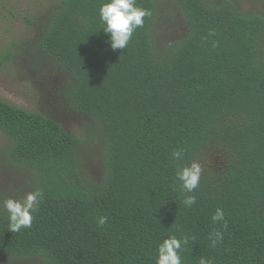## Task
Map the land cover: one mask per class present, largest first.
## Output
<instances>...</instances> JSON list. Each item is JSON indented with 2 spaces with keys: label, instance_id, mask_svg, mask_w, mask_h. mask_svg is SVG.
Masks as SVG:
<instances>
[{
  "label": "trees",
  "instance_id": "1",
  "mask_svg": "<svg viewBox=\"0 0 264 264\" xmlns=\"http://www.w3.org/2000/svg\"><path fill=\"white\" fill-rule=\"evenodd\" d=\"M106 2L60 0L40 38L0 54V69L22 61L58 108L83 116L97 146L84 153L57 120L0 99L8 159L32 175L18 200L41 193L32 226L18 233L0 203V256L156 264L159 244L174 235L188 238L182 264H264V9L136 0L150 15L126 49L112 50L100 19ZM85 160L99 167L97 180ZM193 161L203 172L187 193L177 172ZM218 208L226 228L212 220ZM216 231L223 240L213 247Z\"/></svg>",
  "mask_w": 264,
  "mask_h": 264
},
{
  "label": "rangeland",
  "instance_id": "2",
  "mask_svg": "<svg viewBox=\"0 0 264 264\" xmlns=\"http://www.w3.org/2000/svg\"><path fill=\"white\" fill-rule=\"evenodd\" d=\"M206 1L213 2V0ZM233 1L245 13L260 12L264 9V0ZM59 5L60 0H0V54L13 42L18 45L28 44L32 39L40 38L51 13ZM171 35L176 37L178 34L172 32ZM32 76H35L32 70H28L22 61L5 63L0 69V99L26 111L38 112L57 120L83 142L84 153L91 152V149L96 151L97 146L87 139L84 117L75 111L58 108L56 97L49 94L46 89L40 88L39 85L42 83H38L37 80L36 83ZM60 84L61 79L58 78L57 85ZM10 146L11 140L0 131V203L2 205L7 198L18 200L21 197L22 187L31 186L32 183L31 173L9 161L7 152ZM85 166L88 174L97 180L99 178L97 164L86 161ZM0 264H31V260L0 256Z\"/></svg>",
  "mask_w": 264,
  "mask_h": 264
},
{
  "label": "clouds",
  "instance_id": "3",
  "mask_svg": "<svg viewBox=\"0 0 264 264\" xmlns=\"http://www.w3.org/2000/svg\"><path fill=\"white\" fill-rule=\"evenodd\" d=\"M150 13L136 5V0H108L102 3L100 7V19L105 25L104 32L109 35L110 47L112 50L126 49L132 38L134 31L143 27L144 18ZM214 47L216 45H213ZM176 159L182 158V152L172 153ZM203 168L198 161H193L190 166H185L177 172V179L181 182L182 189L187 193L194 192L198 188ZM41 193L33 191L27 193L22 199L17 200L7 198L3 201V208L8 213L9 231L18 233L23 228H30L33 222V213L39 205ZM186 207H191L196 203L195 196L188 195L183 201ZM213 222H223L227 227L225 213L223 209H217L212 217ZM108 222V217H100L98 225L103 226ZM211 245L215 247L217 243L223 240V234L216 231L212 234ZM188 243V238L177 239L176 236H170L164 239L158 246V257L156 264H182L180 250L182 245ZM199 264H211V261L201 257Z\"/></svg>",
  "mask_w": 264,
  "mask_h": 264
}]
</instances>
